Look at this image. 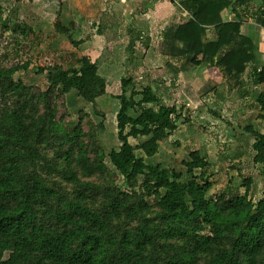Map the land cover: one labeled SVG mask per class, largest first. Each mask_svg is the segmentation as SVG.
<instances>
[{
    "label": "rangeland",
    "instance_id": "rangeland-1",
    "mask_svg": "<svg viewBox=\"0 0 264 264\" xmlns=\"http://www.w3.org/2000/svg\"><path fill=\"white\" fill-rule=\"evenodd\" d=\"M116 1L119 3V0H0V69L17 68L7 79L0 78V127L7 128L12 112L23 111L25 133L30 134L28 139L36 153L30 151L33 162H22L21 169L35 170L43 183L59 192L38 203L37 208H62L66 202L80 200L102 217L108 253L119 250L123 235L134 237L137 228L146 227L152 238V244L143 252L146 264H167L172 260L204 264L211 257L210 252L191 257L193 241L162 235L166 224L158 220L157 198L144 188V176H137L131 185L109 160L110 150L119 146L115 119L119 100L115 96L122 92L120 78L132 79L133 83L124 89L126 96L133 86L149 84L162 103L173 104L180 112L178 128L162 140L154 155L145 158L147 161H158L161 166L181 172V180H188L191 176L182 160L197 148L209 160L210 198L224 193L227 199L248 188L247 194L254 203L264 194V179L260 164L253 161L252 134L243 127L247 124L264 127L255 99L264 82L252 83L254 63L247 65L235 84L199 56L195 60L203 70H198L191 83L186 76L178 75L181 62L165 55L160 42L164 25L188 17L179 12L178 4L179 10L171 19L152 22L151 14L146 13L137 27L133 13H116V7L113 9ZM141 1L149 8L154 0ZM261 4V0L248 1L245 7L248 15L243 14L242 24L248 26L247 20L255 22L252 12ZM211 35L209 27L204 36L211 38ZM85 53L95 59L98 72L106 81L107 91L92 103L76 92L63 93L47 80V74L55 67L78 68ZM254 62V66L259 64L258 59ZM205 73L214 82H209L207 89L200 87ZM138 111L136 107L128 113L135 116ZM128 140L135 146L144 136ZM135 153L139 155L140 151L136 149ZM80 155L87 160L88 169L82 166ZM98 161L104 166L101 171L93 168ZM67 173H73L77 181L67 180ZM244 180L246 184L242 183ZM114 203L120 207L114 210ZM194 224L183 221L172 225L190 230ZM47 228L57 230L60 225L47 221ZM198 233L211 235V227L203 226ZM216 245L220 244L215 242L212 248ZM8 254L5 251L1 259L5 260Z\"/></svg>",
    "mask_w": 264,
    "mask_h": 264
},
{
    "label": "trees",
    "instance_id": "trees-1",
    "mask_svg": "<svg viewBox=\"0 0 264 264\" xmlns=\"http://www.w3.org/2000/svg\"><path fill=\"white\" fill-rule=\"evenodd\" d=\"M248 1L178 0L179 7L188 17L162 30L160 42L165 55L180 61L182 69L188 68L194 57L202 55L205 62L215 65L238 84L247 65L257 60L256 50H264L257 47L251 32L242 34L240 31L243 14L248 15L245 12ZM261 1L262 4L252 12L255 22L248 24V30L264 27V0ZM229 6L233 18L224 20L221 11ZM209 27L213 35L206 38ZM80 62L78 68H53L47 74V80L52 86L60 87L63 93L75 89L79 97L92 103L105 93L106 81L98 72L95 60L84 55ZM258 65L252 64L254 84L264 82V65ZM16 69H0V78L7 79ZM132 83L130 77L120 78L122 92L115 96L119 100L115 115L119 146L111 149L108 157L131 185L137 176H144V188L157 198L158 220L166 224L162 235L193 241L191 257L210 252L211 257L204 264H264V197L254 203L246 188L243 193L227 199L223 192L210 198L207 195L212 185L208 177L210 165L197 149L190 150L188 158L182 160L191 176L188 180H181V172L147 161L144 157L154 155L159 141L176 129L180 112L175 105L162 103L149 84L133 86L130 95L126 96L124 89ZM208 83L204 85L206 89ZM256 103L258 117L263 118L264 86L256 95ZM136 107L138 113L130 115L128 110ZM25 129L22 110L10 114L6 131L0 127V264H146L143 252L152 244L146 227L137 228L134 237L123 235L119 250L108 253L102 217L80 200L66 202L62 208H37L38 203L46 202L59 192L43 183L35 170L25 172L21 169V163L29 160L32 163L36 153ZM243 129L254 137L253 161L260 164L264 179V130L258 131L251 124ZM139 136H144V140L135 146L128 140ZM11 143L14 144L12 150ZM136 149L144 157L136 154ZM80 156L82 166L88 169L87 160ZM93 168L101 171L104 166L98 161ZM195 169L201 171L196 174ZM65 177L77 181L73 173H67ZM242 183L246 184L245 180ZM118 207L119 203L112 204L114 210ZM47 221H55L60 228L49 230ZM183 221H194L195 224L190 230H180L172 225ZM203 226H210L212 234H199ZM215 242L220 245L212 248ZM5 251L9 254L3 260L1 256ZM167 264L181 263L172 260Z\"/></svg>",
    "mask_w": 264,
    "mask_h": 264
},
{
    "label": "crops",
    "instance_id": "crops-1",
    "mask_svg": "<svg viewBox=\"0 0 264 264\" xmlns=\"http://www.w3.org/2000/svg\"><path fill=\"white\" fill-rule=\"evenodd\" d=\"M142 2L143 1H141V0H119V3H117V1H116L117 4L115 6H113V9H115L114 7H116V9H117V10L115 9L116 13H119V11H120V12H122L123 15H131L133 13L138 20L137 27L139 25V20H141V16L146 14V13L151 14L150 17L152 19V22L153 21L159 22L161 20L171 19L174 16L173 13H175L177 10H179V8L177 7V6H179L178 0H174V1H171V0H154V1H152V5L149 8H147V6H145L146 2H143V3ZM176 4H178V5L176 6ZM179 12L182 15L187 14V12L182 10V8H180ZM221 16L224 20L231 19L233 17V11L231 10V6L224 8L221 11ZM180 22H182V21H180ZM180 22H177V23H180ZM247 22L251 23V24L253 23L251 20H247ZM165 27L166 26L164 25L162 30ZM247 29H248V26L245 23L242 24L240 27V31L242 34H247L248 32H249V34L252 33L253 36L255 37V43H256L257 47H263L264 48V27L259 26L255 30H253L252 28L250 30H247ZM160 38H161V35H160ZM255 54H256V58L259 61V64L264 65V50L257 49ZM84 55H87L88 57H90V53H87V54L85 53ZM199 56H202V55H198V56H196V58ZM91 60H95V59L91 58ZM204 62L202 61V64H204ZM199 69L203 70V66L201 64L197 63V60H195V57H194L191 60V65H189L188 68L182 69L181 67H178V75L186 76L190 80V82L192 83L193 80L197 77V73H198ZM202 72L204 73V71H202ZM208 81L211 82L212 84H214L213 81L208 79L207 73H205V78L203 79L200 87H203L204 85H206V83ZM261 89L257 90L255 95H257V93H259V91ZM105 90L107 91V89H105ZM71 92L74 93V92H76V90L71 89L69 91V93H71ZM255 99H256V96H255ZM216 119H218V118L216 117ZM261 120H263V123H264V117ZM254 128L258 131L264 130V127H262V128L254 127ZM250 138H251L250 147L252 148V142L254 140V137L251 135ZM162 140L159 141V146H160V143H162ZM195 149H197V148H195ZM253 154H254V152H253ZM139 155H142L144 157V155L142 153H140ZM203 156H205V154H203ZM144 158H146V157H144ZM205 158H206V156H205ZM208 162H209V160H208ZM155 163H159V162L156 161ZM262 197H264L263 193H261L258 196V198H256V199L258 200L259 198H262Z\"/></svg>",
    "mask_w": 264,
    "mask_h": 264
}]
</instances>
